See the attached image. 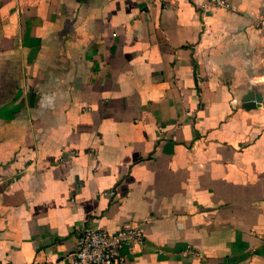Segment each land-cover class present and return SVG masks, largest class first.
I'll list each match as a JSON object with an SVG mask.
<instances>
[{"label":"crops","instance_id":"crops-1","mask_svg":"<svg viewBox=\"0 0 264 264\" xmlns=\"http://www.w3.org/2000/svg\"><path fill=\"white\" fill-rule=\"evenodd\" d=\"M229 1L0 0V264L126 225L129 264H264V0Z\"/></svg>","mask_w":264,"mask_h":264},{"label":"built area","instance_id":"built-area-1","mask_svg":"<svg viewBox=\"0 0 264 264\" xmlns=\"http://www.w3.org/2000/svg\"><path fill=\"white\" fill-rule=\"evenodd\" d=\"M201 2L204 12L234 10L229 0H201ZM255 27L264 31V15L255 20ZM69 155L76 156L77 153L69 152ZM144 242V234L136 226L126 225L114 233L103 229L82 227L77 234L75 248L68 256L57 261H46L40 264H129L130 251L142 247ZM183 255L200 256L198 252L190 248H187Z\"/></svg>","mask_w":264,"mask_h":264},{"label":"water","instance_id":"water-1","mask_svg":"<svg viewBox=\"0 0 264 264\" xmlns=\"http://www.w3.org/2000/svg\"><path fill=\"white\" fill-rule=\"evenodd\" d=\"M263 96L258 92L257 88L248 91L242 98V108L251 111L259 108L263 103Z\"/></svg>","mask_w":264,"mask_h":264}]
</instances>
